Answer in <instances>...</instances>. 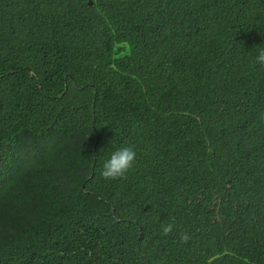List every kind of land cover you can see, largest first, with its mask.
<instances>
[{"label": "trees", "instance_id": "1", "mask_svg": "<svg viewBox=\"0 0 264 264\" xmlns=\"http://www.w3.org/2000/svg\"><path fill=\"white\" fill-rule=\"evenodd\" d=\"M262 47L264 0H0V264H264Z\"/></svg>", "mask_w": 264, "mask_h": 264}, {"label": "clouds", "instance_id": "2", "mask_svg": "<svg viewBox=\"0 0 264 264\" xmlns=\"http://www.w3.org/2000/svg\"><path fill=\"white\" fill-rule=\"evenodd\" d=\"M257 64L264 65V47L260 48L255 57ZM136 152L131 146H121L110 153L103 163L102 176L106 180L123 177L135 162ZM172 225L163 228L164 233L170 232Z\"/></svg>", "mask_w": 264, "mask_h": 264}]
</instances>
